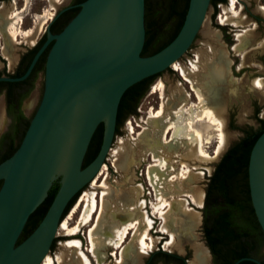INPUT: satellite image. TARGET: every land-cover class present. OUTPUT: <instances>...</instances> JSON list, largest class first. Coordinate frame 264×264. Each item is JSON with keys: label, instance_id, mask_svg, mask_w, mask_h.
I'll return each mask as SVG.
<instances>
[{"label": "rangeland", "instance_id": "obj_1", "mask_svg": "<svg viewBox=\"0 0 264 264\" xmlns=\"http://www.w3.org/2000/svg\"><path fill=\"white\" fill-rule=\"evenodd\" d=\"M70 2L71 0H11L0 4V26L3 28L0 33V69L2 59L5 58V43L10 48V59L5 58L4 63L11 69L18 55L43 35L44 26L54 13ZM228 2L229 0H225L215 7L209 6L195 40L178 60L187 81L172 68L161 72L140 99L135 114L126 117L120 125L106 156L103 166L105 169L100 170L82 189L59 224L56 241L47 255L53 264H84L82 256L86 264H144L159 241L149 231L153 225L155 227L153 221H159V231L161 219L158 210L164 202H181L200 213L199 225L189 230L190 234L178 237L179 233L171 229L170 233L174 236L177 247L164 248L167 251L176 249L181 253L179 255L185 256L182 249L184 245L188 263L192 259L195 244L207 248L202 234L203 205L193 206L189 195H195L200 190L205 193L208 178L215 165L242 136L241 129L245 126L256 128L258 124L255 117L264 121V11L261 9L264 7V0H235L233 11L239 15L237 19H233ZM46 12H51L52 15L42 24L43 20L37 16ZM223 12L236 24H221L219 15H224ZM10 27L15 30L14 39L8 34ZM28 30L33 34L25 39L23 33ZM216 58L219 59L227 82L223 87L215 85L212 80V64ZM256 81L262 85L261 89L255 87ZM159 83H162V89L152 93ZM42 91L43 76L40 74L32 91L22 102L21 109L26 118H30L35 112ZM159 109L161 115L151 118L150 114ZM206 110L218 117L224 125L223 132L226 135L225 146L214 161L203 160L199 156V150L209 157L214 156L218 145L217 132L204 117ZM7 125L8 119L0 97V135ZM196 133L200 135V141L195 136ZM155 164H160L157 169L164 172L161 178H156L153 182L154 185L160 183V188L156 189L147 176L148 167H157ZM161 165L165 166L164 171V166ZM182 166L189 170L186 179L180 176ZM93 181L95 183L92 185ZM86 197L89 198L88 201ZM141 201L144 202L143 208L139 205ZM138 209L151 221L145 234L152 238V248L145 253L139 252L136 236L131 231L122 247L114 249V233L127 221H124L125 214L131 213L128 221H132ZM173 216L169 212L168 218ZM63 222L65 227H61ZM74 227L76 232L69 235L68 229ZM91 228L95 243L94 255L88 251V231ZM72 240H78L82 255L74 247L64 245ZM259 256L264 260V246L260 249ZM208 264H213L210 253Z\"/></svg>", "mask_w": 264, "mask_h": 264}, {"label": "water", "instance_id": "obj_2", "mask_svg": "<svg viewBox=\"0 0 264 264\" xmlns=\"http://www.w3.org/2000/svg\"><path fill=\"white\" fill-rule=\"evenodd\" d=\"M76 6L77 13L59 33H47L23 75L0 77V82L23 81L51 43L39 104L19 146L0 163V264H41L50 252L67 204L105 162L122 95L132 85L167 70L189 50L210 0H189L176 36L149 56H141L144 0H84ZM54 14L47 28L58 15ZM100 124L103 133L99 149L82 167ZM55 180L59 187L43 218L17 244L28 218ZM247 181L251 205L264 235V130L250 150ZM242 261L263 264L247 257L234 264Z\"/></svg>", "mask_w": 264, "mask_h": 264}, {"label": "trees", "instance_id": "obj_3", "mask_svg": "<svg viewBox=\"0 0 264 264\" xmlns=\"http://www.w3.org/2000/svg\"><path fill=\"white\" fill-rule=\"evenodd\" d=\"M78 1L81 3L84 0ZM188 2L189 0H144L145 39L141 56L152 55L173 40L183 23ZM224 2L225 0H210V5L215 7L217 3ZM77 11L78 8L74 9L63 27ZM43 40L44 37L39 40V44ZM157 75L143 79L124 92L117 109L115 134L125 118L135 114V109L146 93L149 83ZM30 78L31 75L15 84H22ZM34 80L35 76L30 80V88H32ZM27 95L28 92L23 95V98ZM32 116L26 118L19 112L18 118L13 121L8 132L0 138V163L9 158L17 149ZM255 118L258 126L256 128L245 126L241 129L242 136L222 155L208 178L205 188L202 232L213 264H234L243 257L259 259L260 249L264 246V235L251 205L247 181L250 150L264 130V121L258 117ZM102 133L103 126L100 124L91 138L82 167H85L95 157L101 143ZM58 187V180H55L47 197L28 218L17 244L25 239L41 221ZM80 192L69 201L62 218ZM55 241L56 238H54L50 249ZM261 262L264 264L263 259ZM238 264L255 263L242 261Z\"/></svg>", "mask_w": 264, "mask_h": 264}, {"label": "bare ground", "instance_id": "obj_4", "mask_svg": "<svg viewBox=\"0 0 264 264\" xmlns=\"http://www.w3.org/2000/svg\"><path fill=\"white\" fill-rule=\"evenodd\" d=\"M228 3H229L228 4L229 5V8L228 9L230 10V12L232 11V14L234 16L233 19L234 18L237 19V16H239V15H238V13L236 11H233L234 8H235V0H229ZM2 8H3V5H2ZM3 9H2V11H3ZM261 9L264 11V7H261ZM4 11H5V9H4ZM223 14L224 15H221L220 16V20H219L221 24H231V25H235L236 24L235 22L233 23L232 22V19H230L228 16H226L224 12H223ZM51 15H52L51 12H46V13L40 15V16H37V17L38 18H41L43 20L42 21V24H45L46 21L48 19H50ZM1 30H3V28L0 26V33H2ZM8 34L12 37V39L15 38L16 34H15V30H14L13 27L8 28ZM32 34H33L32 31L31 30H28V31H25L23 33V36L26 39V38H29ZM9 53H10V48H9L8 44L5 43V46L3 47V55H4V57L7 60L10 59L9 56H8V55H10ZM212 55L215 56V53H213ZM177 62H178V60L176 62H174L169 68L174 69L176 72H178L182 76V78L184 80L187 81V78H186V76L184 74V69L182 67H180L179 64H178L179 62L178 63ZM212 65H213L212 71H213V76H214V78H212L213 82L215 83V85H220L221 87L226 86L227 82H226V80L224 78V75H223V72L221 70V65H220L219 59H217V58H216V60L214 59ZM185 71H187V70H185ZM255 87L258 88V89H261L262 88V85L258 81H256L255 82ZM160 89H162V83H159L157 86H155L154 89L152 90V93L153 92H156V90H160ZM204 114H205L204 117L206 118L207 123L209 125L213 126L215 128L214 130L217 132V142H218V145H217V148L214 151V156L209 157L206 153H204L201 150H199V156L203 160H212V161H214L213 159L214 158H217V156L220 155V153H221L220 150H222L221 148L223 146H225L224 145V142H225V136L226 135L223 132L224 131L223 130V126L224 125L222 124L221 121H219L217 119L218 117H215L208 110H206ZM160 115H161V109L157 110L156 112H152L150 114V117L151 118H157ZM195 136L200 141V138H201L200 135L198 133H196ZM152 145H154V144H152ZM103 166H104V164L102 165V167L100 169L101 171H103L105 169ZM155 166H157V167L149 166L148 167V170H147V176H148L149 182H151L153 185H154V183H153L154 180L156 178H161L162 177L161 175H163V173H164V172L160 171L159 169H157V168L160 167V164L159 165H156L155 164ZM161 166H164V165H161ZM62 169H63V166H61L59 168L60 171ZM164 170H165V166H164L163 171ZM180 170H181V172H180L181 178L182 179H186L187 176H188L189 170L186 169V168H184V166H182V168ZM171 180L173 181V178ZM94 183H95V181L92 182V185ZM159 185H160V183L154 185L153 186L154 189L160 188ZM130 198H132V197H130ZM189 198H190V202L192 203L193 206H195V207H201L202 204H203L204 192L202 190H200V191L196 192L195 195L190 194L189 195ZM86 200L88 201L89 198L87 199V197H86ZM174 203L175 204H173V203L172 204L171 203L169 204V203H165L164 202L161 205V207L159 208V210H158L159 218L161 219L159 231H161L162 233H166V234L169 235V240L164 243V246H166L167 249H170V248H172V247H174V246L177 245V243L175 242L174 236L170 233V230L171 229H172V231H177V233H179V236L178 237H184L187 234H190L191 232L189 230H192V229H194V227H196L197 225H199V221H200V213L199 212H195L194 210L187 208L186 205L185 204L183 205L181 202H174ZM139 205H140L141 208H143L144 202L143 201L139 202ZM131 212H134V211H131ZM135 212L136 213L134 214L132 221H128L129 219H131L130 218L131 217V213H126L125 214V218L126 219L124 221H126V220L127 221L126 222H123V224L121 225V227L118 230H116V232L114 233V240H116L113 243L114 244V246H113L114 249H120L122 247V244L124 243L125 238L127 237V235L131 231H133L134 235L136 236V239H137V242H138V251L139 252L145 253L146 250L152 248V244H153L152 238H149L148 237L149 235L147 234L148 235L147 236L145 234V231L147 229H149L150 226H151V221H150V219H148L145 216L144 212H140L139 209L137 211H135ZM169 212H170V214H172L174 216L171 217V218H168ZM176 219H178V220L175 222ZM65 225H66L65 222H63L61 224V227H65ZM58 228H59V226H58ZM76 230H77L76 227L71 228V229H68V232H69L68 234L69 235H73L76 232ZM92 235L93 234H92V228H91L88 231V238H89V244H90L89 251L94 255L95 243L93 241ZM64 245L69 246V247H74L75 250L78 251V253H80L82 255V253L80 252V249H79L78 240L77 241L76 240L67 241V242L64 243ZM47 255L42 260L43 264H53L52 263V260L49 258L50 256L48 257ZM82 259H83V263L86 264L84 256H82ZM208 262H209V252H208L207 248H202V246L200 244H195V246L193 248V256H192V259H191V261H189V263L188 262L187 263L188 264H208Z\"/></svg>", "mask_w": 264, "mask_h": 264}, {"label": "flooded vegetation", "instance_id": "obj_5", "mask_svg": "<svg viewBox=\"0 0 264 264\" xmlns=\"http://www.w3.org/2000/svg\"><path fill=\"white\" fill-rule=\"evenodd\" d=\"M9 1H11V0H0V4L6 3ZM78 4H80V1L71 0L70 3H68L66 6L62 7L61 9H59L56 12V14L58 13V15L56 16L54 21L48 26V28H47L48 22L44 26L43 35H41V37H37L32 45L28 46L25 50H23L18 55V58H17L16 62L12 65L11 69H9L6 66V64L4 63V61L6 59L3 58L2 59L3 61L1 62L2 64H1V69H0V77L6 76V77L15 78V77H19V76L23 75V73L26 71L29 63L31 62L32 58L34 57L36 52L39 50V48L42 46L43 42L45 41L47 33L48 32L51 34L59 33L62 30L61 28H63V25L67 21L68 17H70L72 15V13L74 12V9L78 8L76 6ZM220 16L221 15H219V18H220ZM43 37H44V40L39 44V40ZM50 46H51V43L41 53V55L39 56V58L37 59L35 65H34L32 71L29 74V75H31V78L33 76H35V80L33 82L32 88H30L31 78L28 79L26 82H23L22 84H15L18 82H0V97L3 99L5 117H6V119H8L7 128L0 135V138L3 136V134L8 132L13 121L18 118L19 112H21V114L24 116L22 109H21L22 102L32 91V89L34 87V83L37 79V76L40 74L42 76H44L45 59H46V56H47V53H48ZM20 82H22V81H20ZM152 83H153V79L149 83L148 89L152 85ZM27 92H28V95L23 98V95ZM148 186L150 187L149 184H148ZM149 194L151 195V192H149ZM187 203H188V199H187ZM150 215H152V214H150ZM151 217L153 219H156L153 215ZM201 219H202V217H201ZM153 224H155V227L153 225L152 229H150V231H149L150 235L152 236V234H154V237L159 238V241L155 244L154 251H150L151 253H150L149 257L145 260L144 264H154V263L188 264L187 263L188 262V255H187L186 247L184 245H182L183 253L185 254V256L179 255L181 253H178V251L176 249H171L170 251H167L164 248L165 242L163 240H166V241L169 240L168 234L162 233L161 231H158L159 221L158 222L153 221ZM155 234H159L160 236L159 235L156 236ZM202 234H203V232H202ZM176 247L177 246H175L173 248H176ZM207 250L209 252L208 248H207ZM175 252H177V253H175ZM258 258L259 259H256V258H254V259L261 262L262 258H260V257H258Z\"/></svg>", "mask_w": 264, "mask_h": 264}]
</instances>
